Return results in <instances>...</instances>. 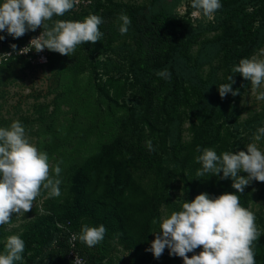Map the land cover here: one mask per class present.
Segmentation results:
<instances>
[{"label":"rangeland","instance_id":"1","mask_svg":"<svg viewBox=\"0 0 264 264\" xmlns=\"http://www.w3.org/2000/svg\"><path fill=\"white\" fill-rule=\"evenodd\" d=\"M222 4L209 19L193 17L190 0H79L72 10L53 20L82 21L92 13L101 15L105 23L100 25L104 33L100 41L78 45L69 56L45 49L49 56L45 65L18 57L0 66V126L21 121L29 142L49 154L50 175H55L58 162L62 161L63 169L59 177L60 196L49 197L48 190L42 188L31 210L24 216L13 214L10 223L0 225V241L18 234L26 242L24 259L17 264H73L67 254L61 256L58 252L60 235L46 245L45 234L50 226L44 217L50 214L52 206L75 201L74 172L90 166L93 155L103 150L106 156L122 159L135 182L153 196L157 220L179 210L184 200L191 201L203 192L218 196L237 191L231 187V179L220 180L211 174L197 176L201 167L195 160L201 154L197 149L216 147L217 151L222 147L221 153L238 152L246 151V145L255 142L264 151V140L253 139L257 127L264 124V100H257V92L264 91V86L255 90L238 73H232L234 63L227 50H222L212 63L185 76L184 69L189 67L176 66L173 54L176 41L188 33L192 34L187 53L191 58L184 60L188 65L196 61L208 42L219 44L222 49L234 42L239 50L237 63L264 50V0H222ZM129 9L143 19L146 29L156 32L155 45L147 41L150 36L141 45L135 43L132 23L126 34H120L119 16L124 12L130 17ZM51 23L47 22L49 26ZM147 46H151L148 51ZM161 69H168L171 78L158 77L156 73ZM229 75H234L233 89H239L240 95L221 98L218 88L229 82ZM109 76L129 78L131 83L141 77L154 88L156 99L158 96L162 103L160 127L168 131L165 147L160 139L149 137L148 130L140 134L134 129L130 110L109 106L99 95L95 85L100 81L104 84ZM207 89L217 93L216 98L212 97L216 104L206 102ZM141 97L132 90L125 99L138 115L146 107ZM148 139L155 151L146 147ZM132 149L138 151V167L129 163ZM177 172L191 176L184 180ZM239 195L241 205L256 216L261 236L252 246L257 264H264V182L253 181ZM156 228L154 224L152 232ZM41 231L44 233L40 234ZM154 239L151 233L149 243L141 251L108 238L94 247L79 241L78 248L79 254L92 264H184L181 257L169 256L167 248L158 259L146 251ZM3 250L4 244L0 243V252ZM200 251L202 246L187 255L191 257Z\"/></svg>","mask_w":264,"mask_h":264},{"label":"clouds","instance_id":"2","mask_svg":"<svg viewBox=\"0 0 264 264\" xmlns=\"http://www.w3.org/2000/svg\"><path fill=\"white\" fill-rule=\"evenodd\" d=\"M79 0H0V41L11 36L20 38L28 32H35L42 26L39 36L31 38L28 46L19 49L17 55L30 51L41 52L45 49L69 56L78 45L85 42L93 44L100 41L104 33L100 25L104 24L101 15L92 13L84 20H62V17L74 8ZM91 3L92 0H87ZM193 17L213 18L217 10L223 7L222 0H190ZM51 21L49 26L47 22ZM121 35L129 31L131 18L122 12L119 16ZM3 33H6L4 35ZM11 48L16 51L17 45ZM11 56V54H5ZM251 83L255 90L264 86V50L259 55L245 57L231 68ZM156 75L164 79L171 78L168 69L157 71ZM229 82L220 84L218 92L221 98L228 94L240 95L239 89H233L234 75L227 77ZM257 100H264V91L257 92ZM254 141L264 140V124L258 126ZM149 151H155L151 139L145 141ZM201 154L195 157L201 167L197 176L205 174L218 176L220 180H232L231 187L236 192H224L215 196L203 192L189 201L184 200L177 211L166 218L154 219L157 225L155 239L146 249L159 258L168 249L171 257H181L184 264H257L253 242L261 232L256 225V216L240 203V195L253 181L264 182V151L257 143L246 145V151H224L217 153L215 148H198ZM50 157L46 151L39 150L26 138V128L19 120L10 126H0V225L11 222L13 214L24 216L33 207L41 189L48 190L49 197L61 195V162L50 175ZM222 173V175H220ZM246 173L247 175H241ZM209 176V177H210ZM177 201V200H176ZM107 228L82 225L78 233L73 232L71 239L79 240L88 247H94L104 240ZM4 250L0 252V264H17L24 259L26 242L18 234L6 237ZM202 246V251L189 257L188 253ZM73 264H86L76 255Z\"/></svg>","mask_w":264,"mask_h":264},{"label":"trees","instance_id":"3","mask_svg":"<svg viewBox=\"0 0 264 264\" xmlns=\"http://www.w3.org/2000/svg\"><path fill=\"white\" fill-rule=\"evenodd\" d=\"M130 18L133 28L135 30V43H143L144 38L151 42V46L155 45L156 32L146 29L143 19L129 9ZM43 30L42 26L38 28ZM28 32L20 38L13 39L6 35V39L0 41L5 49H12L11 45L16 44L17 47L26 44L36 33ZM189 32V31H188ZM152 35V37H151ZM192 34L188 33L186 36L179 38L175 43L174 58L176 66L179 64L186 65L188 69H184L185 74H193V72L208 65L216 59L218 54L223 50H227V56L234 64L239 58L238 49L234 46V42L222 49L219 44L206 43L200 50L197 59L191 65L185 63L184 60L190 59L187 55L192 44ZM151 46L145 47L147 51ZM89 52L88 45L86 44ZM242 52V51H241ZM180 53V56H179ZM151 55L154 54L150 53ZM186 54L182 58V55ZM90 56H93L91 54ZM179 56V58H178ZM238 56V57H237ZM235 57L236 60H235ZM109 75V74H106ZM141 77H138L129 82V78H116L109 76L108 80L102 84L98 82L95 87L99 95L107 101L109 106L117 108H127L130 110V118L134 121V129L137 132L143 133L145 130L149 131V137H156L161 140V144L165 147L167 144L168 131L166 128L160 127L161 106L158 96L156 99V91L149 86ZM136 90L141 99L145 102L141 115H138L134 109H131L126 103L125 99L129 91ZM214 89L206 90V102L216 104L217 93ZM216 149V147H213ZM221 148L217 153H221ZM131 166L138 167L140 165L139 154L136 149H132V155L129 158ZM129 166L120 158L106 156L105 150L93 155L91 165L88 167H80L74 172L75 185V201L64 205H54L50 208V214L44 217V222H48L50 229L46 232V245H50L54 240L59 238V235L64 238H59L58 251L62 255L67 254L68 240L67 230L60 229L59 224L70 225L71 231L79 232L82 225L98 226L104 224L107 228L105 238L116 240L121 245L128 249H135L141 251L149 243V239L154 228L153 220L155 214L153 211L154 198L145 192L139 184L135 182L133 177L128 172ZM178 176L189 180L191 173L183 174L176 173ZM69 227V226H68ZM47 228V227H46ZM44 230V229H43ZM44 232L41 231L40 234ZM61 244V245H60ZM65 257V256H64ZM91 261V260H90Z\"/></svg>","mask_w":264,"mask_h":264},{"label":"built area","instance_id":"4","mask_svg":"<svg viewBox=\"0 0 264 264\" xmlns=\"http://www.w3.org/2000/svg\"><path fill=\"white\" fill-rule=\"evenodd\" d=\"M37 31H39V29H37ZM30 40L26 44L17 47L16 51H13V49H9V50L5 49L2 46V44L0 43V66L5 65L11 59H17L18 57L27 58L29 63H31V64H38V65L47 64L49 61V56L45 50L41 51V52H37V51L33 50V51L28 52V53L17 55V52L19 51V49L28 46V44L30 43ZM5 54H11V56H8ZM58 226L60 229L67 230V240H68L67 257L70 260L74 261L76 255H79L80 257H82L86 261V264H92V263H89L88 260L84 256H81L79 254V248H78L79 240L73 241L71 239L72 233L76 232V231H71L69 224H68L69 227L66 225H63V224H59ZM76 233H78V232H76Z\"/></svg>","mask_w":264,"mask_h":264}]
</instances>
